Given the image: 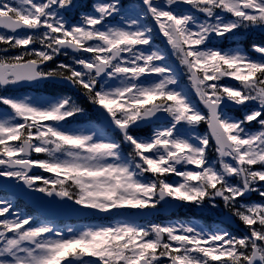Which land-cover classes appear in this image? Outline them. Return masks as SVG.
I'll return each mask as SVG.
<instances>
[{"label": "snow or ice", "instance_id": "6c2138e0", "mask_svg": "<svg viewBox=\"0 0 264 264\" xmlns=\"http://www.w3.org/2000/svg\"><path fill=\"white\" fill-rule=\"evenodd\" d=\"M180 3L207 19L176 11L173 6ZM72 4L0 0V45L5 46L0 52L21 49L15 56L0 55V87L66 80L84 91L120 139L100 128H66L69 118L84 112L70 96L0 95V104L11 110L0 112V177L105 213L154 209L166 198L215 209L220 198L248 234L128 221L68 228L65 234L0 199V217H13L0 219V264H264V44L251 45L259 58L239 47L208 46L213 35L264 27V0H164L163 6L142 0L135 18H122L120 25L106 23L121 11L120 0H99L76 24L60 14ZM153 23L179 57L206 112L192 102L176 70L163 63L164 51L140 47L151 44ZM69 52L72 63L42 67ZM153 74L159 78L142 79ZM227 105L245 109L242 118L229 115ZM158 114L169 122L146 137L133 133ZM201 122L209 132L192 135ZM252 122L257 130L246 127ZM210 139L215 161L207 155ZM122 142L131 148L126 156ZM32 153L45 158L32 159ZM33 168L52 175L33 174ZM170 175L179 179L169 180ZM250 192L261 201L243 202Z\"/></svg>", "mask_w": 264, "mask_h": 264}, {"label": "rangeland", "instance_id": "374dc122", "mask_svg": "<svg viewBox=\"0 0 264 264\" xmlns=\"http://www.w3.org/2000/svg\"><path fill=\"white\" fill-rule=\"evenodd\" d=\"M2 169V168H1ZM52 174H49V175H43V176H45V177H48V176H51ZM37 187H39V186H41L40 185V183H38L37 185H36ZM97 213H99L100 211H98V210H95ZM5 218H13V217H11V216H9L8 214H6V217ZM4 219V218H3ZM165 224H172V223H165Z\"/></svg>", "mask_w": 264, "mask_h": 264}]
</instances>
